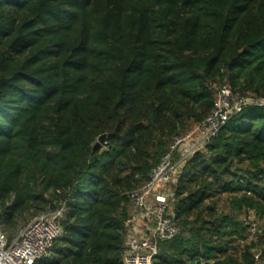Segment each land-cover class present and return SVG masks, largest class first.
<instances>
[{
    "label": "trees",
    "instance_id": "obj_1",
    "mask_svg": "<svg viewBox=\"0 0 264 264\" xmlns=\"http://www.w3.org/2000/svg\"><path fill=\"white\" fill-rule=\"evenodd\" d=\"M223 83L264 99V0H0V230L62 211L35 264H123L128 194ZM171 189L177 234L153 264H264V107L234 115Z\"/></svg>",
    "mask_w": 264,
    "mask_h": 264
},
{
    "label": "built area",
    "instance_id": "obj_2",
    "mask_svg": "<svg viewBox=\"0 0 264 264\" xmlns=\"http://www.w3.org/2000/svg\"><path fill=\"white\" fill-rule=\"evenodd\" d=\"M215 107L207 118L196 125L186 138L175 137L169 151L151 170L148 181L128 194L137 212L125 222L126 250L123 264H153L158 242L169 241L177 234L168 205L173 197L171 186L186 161L202 150L234 115L246 107H264V99L256 100L234 93L226 84H214ZM62 211L48 212L19 228L14 240L0 230V264H35L53 247L61 235L59 219Z\"/></svg>",
    "mask_w": 264,
    "mask_h": 264
},
{
    "label": "rangeland",
    "instance_id": "obj_3",
    "mask_svg": "<svg viewBox=\"0 0 264 264\" xmlns=\"http://www.w3.org/2000/svg\"><path fill=\"white\" fill-rule=\"evenodd\" d=\"M195 127L196 126H192V128L190 129V131L186 134V135H184L182 138H186L188 135H190V134H193V139L197 136V134H194V131H195ZM250 222H251V224H252V228L250 229V234H249V237H248V242H251L252 240H255V237L257 236V229H258V225H260L262 222H260L258 219H257V217L256 216H254V215H251L250 216ZM264 226V224H262V227ZM8 237V236H7ZM15 237L16 236H13V238H11V240L12 239H15ZM257 249H254L252 252L253 253H255V254H257Z\"/></svg>",
    "mask_w": 264,
    "mask_h": 264
},
{
    "label": "water",
    "instance_id": "obj_4",
    "mask_svg": "<svg viewBox=\"0 0 264 264\" xmlns=\"http://www.w3.org/2000/svg\"><path fill=\"white\" fill-rule=\"evenodd\" d=\"M105 140H106V136L103 135V136L99 137L98 142H99V143H102V142H104Z\"/></svg>",
    "mask_w": 264,
    "mask_h": 264
},
{
    "label": "crops",
    "instance_id": "obj_5",
    "mask_svg": "<svg viewBox=\"0 0 264 264\" xmlns=\"http://www.w3.org/2000/svg\"><path fill=\"white\" fill-rule=\"evenodd\" d=\"M12 240H14V239H12Z\"/></svg>",
    "mask_w": 264,
    "mask_h": 264
}]
</instances>
